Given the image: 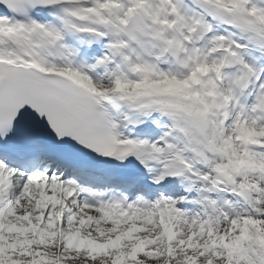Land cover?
<instances>
[{"label":"snow or ice","instance_id":"6c2138e0","mask_svg":"<svg viewBox=\"0 0 264 264\" xmlns=\"http://www.w3.org/2000/svg\"><path fill=\"white\" fill-rule=\"evenodd\" d=\"M0 264H264V0H0Z\"/></svg>","mask_w":264,"mask_h":264}]
</instances>
